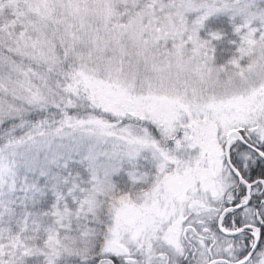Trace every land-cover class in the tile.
<instances>
[{
	"label": "snow or ice",
	"instance_id": "6c2138e0",
	"mask_svg": "<svg viewBox=\"0 0 264 264\" xmlns=\"http://www.w3.org/2000/svg\"><path fill=\"white\" fill-rule=\"evenodd\" d=\"M0 264H264V0H0Z\"/></svg>",
	"mask_w": 264,
	"mask_h": 264
}]
</instances>
